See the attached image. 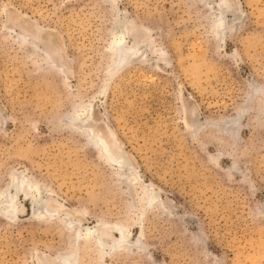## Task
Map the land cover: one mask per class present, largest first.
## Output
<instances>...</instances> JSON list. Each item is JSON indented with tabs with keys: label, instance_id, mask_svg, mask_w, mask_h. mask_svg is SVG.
<instances>
[{
	"label": "rangeland",
	"instance_id": "374dc122",
	"mask_svg": "<svg viewBox=\"0 0 264 264\" xmlns=\"http://www.w3.org/2000/svg\"><path fill=\"white\" fill-rule=\"evenodd\" d=\"M65 256L264 264V0H0V264Z\"/></svg>",
	"mask_w": 264,
	"mask_h": 264
},
{
	"label": "bare ground",
	"instance_id": "6f19581e",
	"mask_svg": "<svg viewBox=\"0 0 264 264\" xmlns=\"http://www.w3.org/2000/svg\"><path fill=\"white\" fill-rule=\"evenodd\" d=\"M116 49H117V52L119 53V61L121 62V61H123L125 59L126 55H128L134 49V47L127 49V48L123 47L120 42H118L117 45H116ZM93 136H94V139H95L96 143L100 147L103 146L102 148H104V143L105 142L100 139L99 134H94ZM117 161H119V160H117ZM25 183L27 184V182L24 179H20L19 181H16L14 183V187H15V190H16L15 192L18 193L19 191H22L23 187H26V186H24ZM28 184H30V183H28ZM28 186H30V185H28ZM32 202H33L34 205H38V204H41V203L43 205V202H41L38 198L33 199ZM8 204H9L8 205V208H9L8 212L12 213L14 211V209H16V202H15L13 194L8 196ZM100 241H101V239H100ZM73 261H74L73 259H70V258H68L66 256L61 259V262L64 263V264H71V263H73Z\"/></svg>",
	"mask_w": 264,
	"mask_h": 264
}]
</instances>
